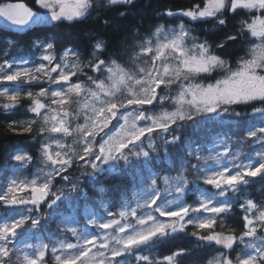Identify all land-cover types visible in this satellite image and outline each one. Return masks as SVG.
<instances>
[{
    "label": "snow or ice",
    "instance_id": "6c2138e0",
    "mask_svg": "<svg viewBox=\"0 0 264 264\" xmlns=\"http://www.w3.org/2000/svg\"><path fill=\"white\" fill-rule=\"evenodd\" d=\"M99 2L35 0L34 10L23 0H0V19L44 34L32 41L38 57L12 56L13 41L0 49V109L30 102L31 118L7 127L16 134L38 129L35 159L43 165L21 179L34 157L11 156L16 164L11 179L5 171L0 204L33 214L0 218V264H129L130 255L136 264H184L194 250L206 254L200 264H264V198L257 202L250 191L257 178L264 181V0H198L163 13L188 23L157 25L111 48L108 38L89 32L87 53L61 47L50 29L88 19ZM134 2L106 0L105 7ZM238 14L239 28L215 43L189 27L212 22V31L223 30ZM241 45L235 65L223 58ZM164 103L172 109L157 113ZM256 114L259 125L241 137L250 151H232L228 140L200 142L205 121ZM170 171L177 175L161 174ZM129 176L131 185L106 183ZM131 187L137 190L129 197ZM45 221H56L57 231L48 232ZM177 234L192 239L167 254L142 253Z\"/></svg>",
    "mask_w": 264,
    "mask_h": 264
},
{
    "label": "trees",
    "instance_id": "16d2710c",
    "mask_svg": "<svg viewBox=\"0 0 264 264\" xmlns=\"http://www.w3.org/2000/svg\"><path fill=\"white\" fill-rule=\"evenodd\" d=\"M5 2H17V0H5ZM23 2L36 10L35 0H23ZM196 2H198V0H135L134 4L128 6L105 7L106 0H100L99 6L94 8L88 19L76 24H70L65 21L64 24L52 28L50 31L56 35L61 47L64 45L74 46L87 53V51L90 50L88 47L90 38L86 35V33L94 32L108 38L111 48L112 45L117 44L125 36H128L129 38L133 34L144 36L149 31L154 30L157 25H174L180 21L188 23L187 18L168 17L163 15V13L169 8L175 11L178 8H182ZM121 11H126L127 15L120 17L118 13ZM104 19L112 21V24H110L107 28L103 25ZM240 19L241 16L239 14L235 17L230 16L228 26L223 30L212 31V22L206 24L192 23L189 24V27L194 29V36L199 37L201 40L207 38L209 41L215 43L216 41L223 39L227 34L236 31L239 28L238 21ZM117 27L119 29L118 31L116 30ZM43 35L44 34L41 32H35L28 29L21 31L17 28L13 29L0 26V49L6 46L5 42L13 41L14 47L8 48V51L12 56H27L31 52L34 53L35 57H38L40 53L36 52V50L32 48V41L37 36ZM244 47L246 46H234L228 50L230 54L225 55L223 58L229 60L233 65H235L237 58L243 55ZM0 55H3V53L0 52ZM46 85L47 84L44 86ZM24 90H28L27 85L24 86ZM32 90L36 91L37 89L33 88ZM172 94H174V92ZM29 103L30 102L28 100H22V106L17 107L9 113H5L3 109H0V167L4 168L0 175V185H3L5 171L8 173L11 165L14 163L11 156L15 152L21 150L28 151L34 157L33 164H39V161L35 159L36 150L39 147V144L33 139V135L38 132V129H35L33 134H16L9 131L7 127L12 121L20 122L31 118L32 114L28 112ZM164 106H167V104ZM237 110L242 111V109ZM247 111L250 113L251 109L249 108ZM253 123L257 124V126L259 125L260 117L258 114L252 116L251 118H242L239 120L227 116L217 118L215 120H208L202 125V131L199 133V139L202 144L210 146L214 138L219 136L224 140H228L229 144L235 146V148H242L250 151L248 147L249 142L242 141L241 137L244 135L247 127ZM254 147H259V145H254ZM161 155H163V151H161ZM192 163H196V161L193 160ZM161 174L176 176L177 172L170 171L167 173L162 172ZM189 179H191V177H189ZM106 183L124 184L127 186L133 184V181L131 180V176L124 178L109 177ZM57 184H59V181H57ZM262 185H264V181L257 178L256 183H254L250 188L252 197L257 202H260L262 198H264V187H261ZM133 188L135 187H131L127 191L126 194L128 196ZM88 195L89 197L95 195L91 188L88 189ZM83 209L84 202L80 201L78 205L79 214L82 213ZM44 210L45 209L42 208L41 213H43ZM113 210L115 211V209ZM70 211L71 209H66L65 213H70ZM8 212L13 214L11 209H6L5 206L0 204V217L4 216ZM237 212L240 213V215L243 214L239 208H237ZM45 223L48 232L51 233L57 229L58 224L56 221H45ZM227 224L239 231V227L236 223H234L232 218L227 219ZM191 239V237H185L182 234H177V238L175 240L165 241L152 247L151 249H144L142 252L145 254L152 252L157 254V256L167 254V252L174 246H187ZM206 259L207 257L205 252L194 250L191 255L184 258V264H200L202 260ZM134 264H136V262Z\"/></svg>",
    "mask_w": 264,
    "mask_h": 264
},
{
    "label": "rangeland",
    "instance_id": "374dc122",
    "mask_svg": "<svg viewBox=\"0 0 264 264\" xmlns=\"http://www.w3.org/2000/svg\"><path fill=\"white\" fill-rule=\"evenodd\" d=\"M181 23V22H180ZM179 24V23H178ZM178 24H174V25H167L166 27H175V26H177ZM0 26H9V27H12V28H17L16 26H13V25H11L10 23H8V22H5L3 19H0ZM173 95H175V92H174V94ZM167 104V106H164V107H162V108H159V109H156L155 111L157 112V113H159V112H161V111H163V110H171L172 109V105L171 104H169V103H166ZM78 122H82V120L81 121H78ZM217 140H220V139H216L215 141H217ZM223 140V139H222ZM70 142V141H69ZM39 167H43V166H39ZM36 171V167L31 171V173H33V172H35ZM31 173H30V175L29 176H25V175H22L21 176V179H24V178H28V179H30L31 178ZM12 177H10V179H11ZM18 213H23V214H25V213H27L28 211H27V208H25L24 206H20L19 208H18ZM19 218V216H17V219Z\"/></svg>",
    "mask_w": 264,
    "mask_h": 264
}]
</instances>
